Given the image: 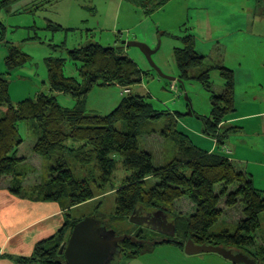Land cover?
I'll use <instances>...</instances> for the list:
<instances>
[{
  "label": "trees",
  "instance_id": "trees-1",
  "mask_svg": "<svg viewBox=\"0 0 264 264\" xmlns=\"http://www.w3.org/2000/svg\"><path fill=\"white\" fill-rule=\"evenodd\" d=\"M126 1L150 11L151 7L159 8L169 0ZM17 2L3 0L0 7ZM50 27L53 32L61 30L59 25L47 26ZM176 39L180 46L173 50V57L178 79L198 82L210 94L211 111L207 118L201 119L202 133L222 146L231 131V128L219 129V125L233 111L234 73L220 63L206 66V57L195 50L192 34L185 33ZM50 45L66 50L68 59L75 64L77 77L64 75L65 58L47 57L48 92L36 91L14 103L10 98V83L6 76L23 67L30 57L12 43H6V69L0 73V181L10 178L8 191L15 196L20 195V183L25 179L24 168L28 158L19 155L25 139L18 128L20 123H24L28 131L26 138L30 143L27 149L31 154L51 161L44 183L33 187L32 194L38 200L64 203L72 209L93 198L89 184L75 178L66 156L68 151L86 148L92 154L100 184L110 182L117 162L121 161L129 173L116 190V217L128 219L139 205L150 210L161 209L173 216L175 203L187 198L192 211L188 215L179 213L177 217L173 216L175 236L181 226L185 242L191 239L196 244L218 243L219 246L244 251L264 264V242L257 247L256 241L261 227L259 216L264 214V193L258 191L250 177L228 159L227 152L207 153L192 144L186 135L177 130L174 115L154 108L150 94H123L108 114L87 109L86 99L94 87L116 86L128 91L147 72L142 71L122 50L114 47L106 48L97 43L72 49L66 48L64 42ZM213 71L218 72L222 79L223 87L219 92L213 88ZM169 90L179 91L176 85H170ZM178 93L177 98H181ZM57 95L71 97L74 106L66 108L59 105ZM163 116L167 120L161 136L172 140L177 150L172 160L157 165L152 155L140 146L139 139L149 131L153 122ZM149 180L154 182L151 187L147 185ZM229 211L239 215L233 230L212 235L209 231L229 217ZM76 223L64 226L55 237L38 243L33 254L20 258L17 264H66L64 257L58 255V250L66 238L65 230L67 227L72 230ZM172 244L181 248L185 243ZM130 245L129 241H125L123 247L120 245L121 254L129 252ZM135 246L137 249L130 253L131 259L145 253L144 246L154 245ZM130 247L132 249L134 245ZM138 251L142 252L137 254Z\"/></svg>",
  "mask_w": 264,
  "mask_h": 264
},
{
  "label": "rangeland",
  "instance_id": "rangeland-1",
  "mask_svg": "<svg viewBox=\"0 0 264 264\" xmlns=\"http://www.w3.org/2000/svg\"><path fill=\"white\" fill-rule=\"evenodd\" d=\"M2 1L0 0V5ZM208 1L170 0L162 4L158 11H155L156 6L151 7L150 13H146V15L144 7L122 0H18L17 3L8 7H0V73H4L6 69L7 42L12 43L22 53L30 57V61L24 64L23 68L6 76L10 83L11 101L17 103L33 95L36 91L48 92V88L44 87L47 80L45 65L47 57L61 56L65 58L64 75L77 77L75 64L68 59L66 50L58 47L53 48L50 44L57 45L64 42L66 48L72 49L88 43H97L102 47L109 48L114 47L115 44H118L117 42L123 41L121 37L132 39L136 36V38L149 40L148 44L151 45H153V38L157 37L154 48L159 45V42L160 48L152 57L166 76L176 80L173 82L160 78L147 63L140 50L131 47L126 50L128 55L135 58L134 54L140 53L142 61L140 62L135 58V62L147 74L143 75L142 80L131 86L130 89L133 94H150L153 106L158 111L166 110L169 111L170 115H174L173 111L178 112L180 114L177 117L178 128L185 131L196 143L193 132L189 131L185 124V118L187 117L184 114L191 109L197 115L209 116L211 109L209 108L210 94L198 82L181 80L182 83H180L177 81L178 71L172 46L179 47L180 42L176 38H181L185 33H190L196 38L199 37L197 45L200 47L204 37L207 38L208 36V9H206ZM49 25H59L61 30L53 32L51 31L52 27L47 28ZM255 25L257 24L255 23ZM132 26H136V28ZM184 29L188 31H184ZM116 47L119 46L116 45ZM231 52L235 55V52L232 50ZM211 81L216 82L213 87L214 91H221L222 87L218 84L221 83L222 79L218 72L211 74ZM170 85H176L179 91H170ZM119 93L120 91L116 86L94 87L87 96L86 107L93 110L92 112L108 114L113 109L110 108L108 96L110 99L115 98L118 100ZM177 93L181 95V98H177ZM56 100L59 105L66 108H72L75 104L69 96L57 95ZM185 102L189 103L190 109L180 108V105L182 107ZM174 106L182 110H173ZM188 116L191 123L196 127L195 123L198 119L191 115ZM166 120L163 116L159 121L153 122L148 128L149 131L142 134V138L139 139L140 146L152 155L157 165L169 162L176 155L177 148L174 142L161 136V130L166 124ZM18 128L25 139L23 144L25 146H21L19 155L28 158V163L24 168L25 179H22L20 183V193H23L24 197L38 200V197L32 194L33 187L44 183L47 168L51 161L31 154L27 149L30 143L26 138L28 137L26 125L20 123ZM152 131H156V133L153 134ZM67 153L68 164L75 178L86 181L93 192V198L90 201L73 207L70 211L69 214H71L73 223L87 217L100 218L105 226L112 229L117 235L130 234L135 237L136 234H143L149 242H160L162 239L172 241L169 243L160 242L153 247L144 246L146 247L144 248L145 253L132 259L130 253L132 254L137 248L131 243L134 247L131 249L130 246L132 245L128 246L129 252L124 251L119 259L115 258L113 260L112 264H233L213 253H203L195 256L184 254L183 247L180 248L172 244L174 242L181 245L185 243L182 238L184 231L180 229L181 226L178 227V234L175 238H167L151 230L139 228V226L131 224L127 218L116 217V190L122 186L129 174L122 166L121 161L116 163L110 182L100 184L90 150L76 148L74 151H68ZM9 181L10 178H4L0 181V186L8 187ZM153 184L152 180L147 182L148 187L153 186ZM190 207L191 204L187 198L178 200L173 209V216L177 217L179 213L188 215L192 211ZM227 214L230 216L215 224L209 231L213 233L212 235L233 230V224L237 221L239 215L231 211ZM173 216L171 217L173 218ZM259 217L261 227L256 234L257 247L264 242V214H260ZM207 244L219 245L218 243ZM140 252L142 251L136 253L139 254ZM241 252L245 253L244 251Z\"/></svg>",
  "mask_w": 264,
  "mask_h": 264
},
{
  "label": "crops",
  "instance_id": "crops-1",
  "mask_svg": "<svg viewBox=\"0 0 264 264\" xmlns=\"http://www.w3.org/2000/svg\"><path fill=\"white\" fill-rule=\"evenodd\" d=\"M206 9L208 36L204 37L198 47L199 37L193 35L195 50L206 57V66L220 63L234 73L233 111L219 125V129L231 128V131L222 146L215 139L204 136L201 119L208 115H197L187 102L182 107L180 105V108L190 109L184 114L187 117L185 124L193 132L197 142L194 143L178 126L177 130L207 153L226 151L228 159L250 177L258 191L264 193V0H209ZM146 13L150 12L145 11V15ZM255 23L257 25L254 26ZM121 38L123 41L142 42L152 50L160 48V42L154 48L157 37L153 38V45L148 44L149 40L136 36L132 39ZM121 42L115 44L119 46L116 49L122 50L134 61L135 58L142 61L140 53L134 54L135 58L129 56L126 51L128 48L122 49ZM175 48L177 47L172 46V52ZM155 65L159 67L156 63ZM218 85L223 87L222 81ZM46 86L47 83L44 87L47 88ZM118 89V100L108 96L110 108L116 106L123 94L132 93L130 88L128 91ZM180 108L174 106L173 110L181 111ZM173 113L178 124L177 117L180 114L176 111ZM188 115L198 119V123H195L198 128L191 123ZM72 209L64 203L24 197L23 193L15 196L7 187L0 186V264H17L20 258L30 257L38 243L55 237L64 226L71 225L69 213ZM69 232L67 227L65 234Z\"/></svg>",
  "mask_w": 264,
  "mask_h": 264
},
{
  "label": "water",
  "instance_id": "water-1",
  "mask_svg": "<svg viewBox=\"0 0 264 264\" xmlns=\"http://www.w3.org/2000/svg\"><path fill=\"white\" fill-rule=\"evenodd\" d=\"M121 45L122 49L138 48L147 63L160 78L173 82L176 80L166 76L155 65L152 56L159 47L152 50L146 44L135 41H122ZM177 81L180 82L181 80L178 79ZM128 221L131 224L147 228L168 238L175 236L174 219L161 209L150 210L139 205L132 211ZM98 222L93 217L83 218L73 226L69 235H66L58 250V255L64 257L66 264H111L116 251L121 252L120 243L122 242L129 241L134 245L146 244L149 246L160 243L138 240L130 234L117 235L112 229L107 228L105 224L100 226L99 223L101 222ZM183 251L187 256L203 253L217 254L233 264H261L241 251L219 245L196 244L191 239L185 242Z\"/></svg>",
  "mask_w": 264,
  "mask_h": 264
},
{
  "label": "flooded vegetation",
  "instance_id": "flooded-vegetation-1",
  "mask_svg": "<svg viewBox=\"0 0 264 264\" xmlns=\"http://www.w3.org/2000/svg\"><path fill=\"white\" fill-rule=\"evenodd\" d=\"M94 219H96L97 221H99V222H101V223H99L100 224V226H103L102 224H105L104 222H102L101 220H100V218L99 219H97V218H94ZM139 228H143L144 229V227H140L139 226ZM145 229H147V228H145ZM147 230H149V229H147ZM142 232V231H141ZM154 232V231H153ZM117 234V233H116ZM159 234V233H158ZM160 235H162V234H160ZM136 236H138L139 238H136V239H138V240H143V241H147L146 239H145V237H144V235L142 234H136ZM162 236H164V235H162ZM141 237V238H140ZM164 237H166V236H164ZM168 238V237H167ZM166 242V243H169V242H171L170 240H168V239H166V240H164V239H162L160 242ZM156 242V241H155ZM175 243V242H174ZM123 244H124V242H122V243H120V245L123 247ZM123 253V252H122ZM121 256V252H118V251H116V253H115V256H114V259L115 258H119ZM113 259V260H114ZM113 260H112V262H113ZM112 264V263H111Z\"/></svg>",
  "mask_w": 264,
  "mask_h": 264
}]
</instances>
